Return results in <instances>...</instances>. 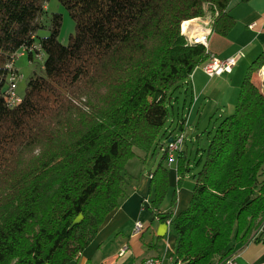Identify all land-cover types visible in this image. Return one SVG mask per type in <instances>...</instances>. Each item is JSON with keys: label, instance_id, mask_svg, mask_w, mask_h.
<instances>
[{"label": "trees", "instance_id": "16d2710c", "mask_svg": "<svg viewBox=\"0 0 264 264\" xmlns=\"http://www.w3.org/2000/svg\"><path fill=\"white\" fill-rule=\"evenodd\" d=\"M49 1L0 0V264H77L130 195L136 151L163 152L174 126L186 130L180 95L191 110L190 78L208 54L188 45L182 23L211 4L213 32L227 36L235 25V0H57L76 23L63 45V16L44 19ZM36 43L44 75L10 108L8 66ZM263 67L264 53L201 156L178 155V186L192 171L195 185L176 215L160 212L169 191L161 156L151 208L176 237L169 264H222L264 224V94L253 81Z\"/></svg>", "mask_w": 264, "mask_h": 264}, {"label": "crops", "instance_id": "0c3cea01", "mask_svg": "<svg viewBox=\"0 0 264 264\" xmlns=\"http://www.w3.org/2000/svg\"><path fill=\"white\" fill-rule=\"evenodd\" d=\"M228 13L235 22L233 29L227 36L213 32L209 39L208 51L220 59H227L242 52L244 56L239 64L245 59L244 67H247L264 53V0H252L248 3H239L235 0ZM234 70L231 74H224L212 79L230 76L228 79L232 83L227 84L226 82L225 85L236 87L234 82L237 75H234ZM256 75H254L253 81ZM205 78L211 80L202 68L197 69L193 74L190 85L193 90L194 104L190 113L196 102L198 103L204 94L210 92L209 85L204 82ZM187 125H190V120L187 121ZM187 125L185 124L186 129ZM177 128V126L172 128L173 137L179 133ZM184 133L187 134L186 130ZM198 138V135L189 138L182 152L196 153L198 151L201 156V149H205L208 144L205 148L202 145L197 146L200 142ZM162 154V151L153 155L143 153L135 161V167H133L134 163L129 162L127 169L129 174L134 177L130 195L107 218L96 239L78 258L77 264H133L147 258H161L165 264L171 262L176 237L172 234L169 224L160 222L151 208V201L154 197L152 176L158 168L159 162L157 161L161 159ZM177 163L178 160L173 165H169L168 161L166 164L169 171V191L160 208L161 213L173 211L175 215L179 214L187 209L192 198L195 185L194 172L192 171L186 176L182 181V186L179 187L180 177ZM148 164L155 165L154 169L147 168ZM174 195L177 202L172 207ZM137 223L143 225V230L140 233L135 232ZM125 245L128 246V250L124 257H120L119 252ZM237 264H264V241H256L244 246L238 254Z\"/></svg>", "mask_w": 264, "mask_h": 264}, {"label": "rangeland", "instance_id": "374dc122", "mask_svg": "<svg viewBox=\"0 0 264 264\" xmlns=\"http://www.w3.org/2000/svg\"><path fill=\"white\" fill-rule=\"evenodd\" d=\"M46 11L47 14L44 16V19L46 18L48 20L47 24H50V19L53 14L57 13L63 16V24L60 33V42L63 45H68L71 36H73L76 31L75 21L68 13V11L57 0H50L47 3ZM216 16L217 14H214V10H212L211 4H204V16H202L203 18L201 17L200 18L211 19L212 17H216ZM183 24L184 23H182V26ZM49 35H50L49 28L43 29L38 33L39 37H47ZM41 54L43 55L44 61L42 59L39 60L38 58H36V53L34 59H31L29 52H24L23 56H20L15 62V69L19 73L16 92L18 96L22 99L25 97L29 80L34 75H39V76L44 75L43 66L46 56L44 53ZM260 56L261 55H259V57ZM259 57H257L256 59H258ZM245 63L246 60L245 59L242 60L239 66H237V68L234 70L235 71L234 75H237V78L235 77V82H234L236 87L234 86L229 87L228 85H225L226 82L227 84L232 83V81L228 79L230 78V76H224L221 79L216 78L214 80L211 78H210L211 80L205 78L204 82L209 85L210 92L204 94L202 98L200 97L201 98L200 101L198 103L196 102L191 113L189 111L190 110L189 101H191L190 100L191 98L189 99V97H186L185 94L180 95L181 96L180 106H183L185 98H188V103L186 104V108H183V110L185 109L184 114L186 116V125H187V121L190 120V125L189 126L187 125L188 127L186 129V132L188 134L186 141H188L189 138L191 139L192 137H196L198 135L199 136L198 139L200 140V142L199 145L197 146L202 145V147L205 148V146L208 144V142L211 140L212 136L214 135L217 125L223 119L234 113L235 107L238 103L241 85L244 82L247 74L249 73L251 66L253 65L252 63L249 64L247 67H244ZM259 73L257 75H259ZM213 88L214 91H212ZM258 88L260 89L261 93L264 94V86H261L260 84L258 85ZM179 94L180 93H178V96ZM83 103L85 104L84 100ZM83 103H81L80 106H82ZM179 133H183V132H179ZM190 146L191 144L189 143V147ZM136 152L138 156L143 154V152L140 150H137ZM187 152L190 154L191 158L193 156L194 158H197L195 153H192L191 151H187ZM137 159L138 158H135L134 161L132 160L133 162L131 161V163H134L133 167L136 166L135 161H137ZM160 161L161 159L157 162ZM154 167L155 165L153 164H148L147 166V168L152 170L154 169Z\"/></svg>", "mask_w": 264, "mask_h": 264}, {"label": "built area", "instance_id": "2783aa9c", "mask_svg": "<svg viewBox=\"0 0 264 264\" xmlns=\"http://www.w3.org/2000/svg\"><path fill=\"white\" fill-rule=\"evenodd\" d=\"M211 8L213 7L211 6ZM214 14H217L216 17L219 16V12L216 8H214ZM216 17H212L211 19H201L203 17L196 18V19L184 22L183 26L181 27L182 34L185 37L189 46L201 45L206 49V52L208 54V60L201 66V68L203 69L205 74L211 79L218 77V76H222L224 74H231L234 68L239 64V62L244 56L242 52H239L235 54L234 56H231L227 59H220L219 57H217L216 55L208 51L209 39L213 33L214 22H215ZM184 27H186V31L184 30ZM41 50L42 48L39 44L37 43L33 44L23 49L22 52L19 53L15 57V60L8 66V68L13 73L10 77L9 87L6 91L4 98H5L7 105L10 108H14L17 105H19L22 100V98H20L16 92L19 73L15 69V62L20 56H23L24 52H29L31 54H34V56L36 53V58H38L39 60L41 59L43 60L44 58H43V55L41 54L42 53ZM192 78H193V75L190 78V82L192 81ZM186 139H187L186 134L184 132L178 133L173 138V142L171 143L167 142L165 144L162 150L163 152L165 151L167 152V161L169 165H173L177 162L178 160L177 157L182 152ZM142 230H143V225L141 223H137L135 227V232L140 233ZM260 237L261 239L259 241H264V224L258 231H256L252 235L250 243L256 242V240ZM127 250H128V246L125 245L120 250L119 256L124 257ZM238 254L234 255L233 257L226 260L222 264H237ZM133 264H165V262L161 258H147L144 261L136 262Z\"/></svg>", "mask_w": 264, "mask_h": 264}, {"label": "bare ground", "instance_id": "6f19581e", "mask_svg": "<svg viewBox=\"0 0 264 264\" xmlns=\"http://www.w3.org/2000/svg\"><path fill=\"white\" fill-rule=\"evenodd\" d=\"M184 30L186 31V27H184ZM254 82L257 85H260L261 83L264 84V68L260 71L259 75H256Z\"/></svg>", "mask_w": 264, "mask_h": 264}, {"label": "water", "instance_id": "95a60500", "mask_svg": "<svg viewBox=\"0 0 264 264\" xmlns=\"http://www.w3.org/2000/svg\"><path fill=\"white\" fill-rule=\"evenodd\" d=\"M169 142H170V143L173 142V138H171V139L169 140Z\"/></svg>", "mask_w": 264, "mask_h": 264}]
</instances>
